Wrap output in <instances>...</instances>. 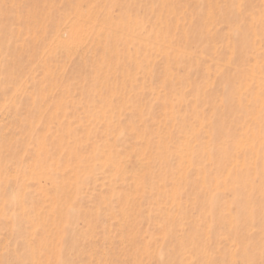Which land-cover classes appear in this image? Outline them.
Here are the masks:
<instances>
[{"label": "rangeland", "instance_id": "374dc122", "mask_svg": "<svg viewBox=\"0 0 264 264\" xmlns=\"http://www.w3.org/2000/svg\"><path fill=\"white\" fill-rule=\"evenodd\" d=\"M0 264H264V0H0Z\"/></svg>", "mask_w": 264, "mask_h": 264}]
</instances>
